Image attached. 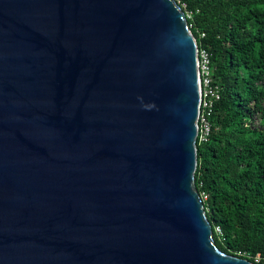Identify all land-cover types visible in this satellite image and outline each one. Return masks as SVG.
Listing matches in <instances>:
<instances>
[{"label":"water","instance_id":"95a60500","mask_svg":"<svg viewBox=\"0 0 264 264\" xmlns=\"http://www.w3.org/2000/svg\"><path fill=\"white\" fill-rule=\"evenodd\" d=\"M197 48L176 0H0V264H259L194 183Z\"/></svg>","mask_w":264,"mask_h":264},{"label":"trees","instance_id":"16d2710c","mask_svg":"<svg viewBox=\"0 0 264 264\" xmlns=\"http://www.w3.org/2000/svg\"><path fill=\"white\" fill-rule=\"evenodd\" d=\"M178 3L219 92L209 137L196 140L194 183L217 246L264 264V0Z\"/></svg>","mask_w":264,"mask_h":264},{"label":"built area","instance_id":"2783aa9c","mask_svg":"<svg viewBox=\"0 0 264 264\" xmlns=\"http://www.w3.org/2000/svg\"><path fill=\"white\" fill-rule=\"evenodd\" d=\"M177 2L179 0H176ZM186 16L189 13L185 12ZM198 59L197 66L200 77V104L198 111V120L196 121L197 132H196V140L197 141H205L208 139L210 131H211V120L209 118L210 113L213 107V99L219 97L218 87L216 84H213L211 81L210 75V59L208 56V52L205 48L200 47L197 48ZM203 197L205 194L202 195ZM202 198V197H201ZM215 231L219 234L221 233V229L219 226H215ZM258 256L256 257V259Z\"/></svg>","mask_w":264,"mask_h":264}]
</instances>
